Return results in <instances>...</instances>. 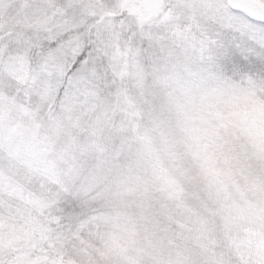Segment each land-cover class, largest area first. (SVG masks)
<instances>
[{
	"label": "snow or ice",
	"instance_id": "snow-or-ice-1",
	"mask_svg": "<svg viewBox=\"0 0 264 264\" xmlns=\"http://www.w3.org/2000/svg\"><path fill=\"white\" fill-rule=\"evenodd\" d=\"M197 170L255 197L206 264H264V0H0V264H164L120 230Z\"/></svg>",
	"mask_w": 264,
	"mask_h": 264
},
{
	"label": "rangeland",
	"instance_id": "rangeland-1",
	"mask_svg": "<svg viewBox=\"0 0 264 264\" xmlns=\"http://www.w3.org/2000/svg\"><path fill=\"white\" fill-rule=\"evenodd\" d=\"M183 183L179 199L158 193L142 211L138 207L131 209L134 232L121 229L119 238L129 240L132 247L142 248L148 257L164 264H206L211 243L218 245L228 229L234 239L242 237L241 210L255 198L252 192L241 182L216 184L199 170L194 179ZM111 239L112 229L106 228L90 238L87 245L103 251ZM165 242L172 252L166 249Z\"/></svg>",
	"mask_w": 264,
	"mask_h": 264
},
{
	"label": "bare ground",
	"instance_id": "bare-ground-1",
	"mask_svg": "<svg viewBox=\"0 0 264 264\" xmlns=\"http://www.w3.org/2000/svg\"><path fill=\"white\" fill-rule=\"evenodd\" d=\"M185 182L187 183L188 181H185ZM188 183H190V182H188ZM165 247H166V249H168V251L172 252V250L169 249L167 242H165Z\"/></svg>",
	"mask_w": 264,
	"mask_h": 264
},
{
	"label": "trees",
	"instance_id": "trees-1",
	"mask_svg": "<svg viewBox=\"0 0 264 264\" xmlns=\"http://www.w3.org/2000/svg\"><path fill=\"white\" fill-rule=\"evenodd\" d=\"M232 192H236V194L238 193V192H237V189H236V190L232 189Z\"/></svg>",
	"mask_w": 264,
	"mask_h": 264
}]
</instances>
